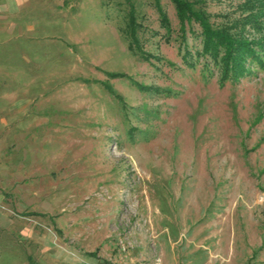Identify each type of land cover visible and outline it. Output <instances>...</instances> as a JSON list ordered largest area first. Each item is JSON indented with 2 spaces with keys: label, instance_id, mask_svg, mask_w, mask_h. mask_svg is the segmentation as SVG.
Returning a JSON list of instances; mask_svg holds the SVG:
<instances>
[{
  "label": "rangeland",
  "instance_id": "1",
  "mask_svg": "<svg viewBox=\"0 0 264 264\" xmlns=\"http://www.w3.org/2000/svg\"><path fill=\"white\" fill-rule=\"evenodd\" d=\"M129 1L148 60L125 0H27L51 8L13 24L0 264H264V0H199L261 58L224 80L197 22L159 0L166 36L152 0Z\"/></svg>",
  "mask_w": 264,
  "mask_h": 264
},
{
  "label": "trees",
  "instance_id": "2",
  "mask_svg": "<svg viewBox=\"0 0 264 264\" xmlns=\"http://www.w3.org/2000/svg\"><path fill=\"white\" fill-rule=\"evenodd\" d=\"M174 10L178 19L179 25L183 26L191 20L198 23L201 36V53L209 57L215 64H219L221 68V79H229L241 76L248 69L245 67L246 59L249 58L251 62H259L260 59L255 55V48L249 41L242 39L240 36L228 33L224 29L212 28L203 14V11L198 7L199 0H168ZM261 6L262 0H256ZM127 5L125 12V20L123 26L120 27V33L127 40V49L140 59L148 60L152 55L145 52L138 40V30L140 23L136 22V14L134 7L129 0H125ZM152 5L157 12L159 27L165 30L166 36L170 32L169 21L165 11L162 9L159 0H152ZM183 29V28H181ZM257 44V49L260 51L263 47ZM188 52L184 50L182 57L187 66L191 62L187 60ZM264 56V52L262 54ZM108 77H120V73H108ZM105 88L110 91V87L105 84ZM144 88V86H143ZM88 255H94L88 253Z\"/></svg>",
  "mask_w": 264,
  "mask_h": 264
},
{
  "label": "crops",
  "instance_id": "3",
  "mask_svg": "<svg viewBox=\"0 0 264 264\" xmlns=\"http://www.w3.org/2000/svg\"><path fill=\"white\" fill-rule=\"evenodd\" d=\"M27 0H0V90H5L10 83L7 74L11 71L10 60L13 56L11 52L12 27L13 24L26 26L42 19V12L37 9L51 8L45 3H26ZM2 95L5 96V92ZM1 96V95H0Z\"/></svg>",
  "mask_w": 264,
  "mask_h": 264
}]
</instances>
